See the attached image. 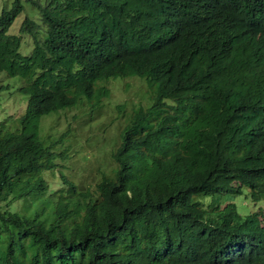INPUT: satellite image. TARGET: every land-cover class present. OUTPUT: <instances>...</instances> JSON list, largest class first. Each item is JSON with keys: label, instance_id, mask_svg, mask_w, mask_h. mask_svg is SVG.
Here are the masks:
<instances>
[{"label": "trees", "instance_id": "trees-1", "mask_svg": "<svg viewBox=\"0 0 264 264\" xmlns=\"http://www.w3.org/2000/svg\"><path fill=\"white\" fill-rule=\"evenodd\" d=\"M0 71L27 96L0 119V264H264V206L221 198L264 199V0H11ZM132 75L148 97L81 185L92 154L40 119Z\"/></svg>", "mask_w": 264, "mask_h": 264}, {"label": "rangeland", "instance_id": "rangeland-1", "mask_svg": "<svg viewBox=\"0 0 264 264\" xmlns=\"http://www.w3.org/2000/svg\"><path fill=\"white\" fill-rule=\"evenodd\" d=\"M10 2L11 0H0V8L4 4L9 6ZM24 3L25 10L30 12L28 3L25 1ZM31 11L29 13L31 15L36 12L33 9ZM24 12H21L17 17L18 20L16 19L15 27H18ZM12 26L9 31H11ZM31 47L32 43L29 47L21 46L20 51L27 54ZM138 77L141 78L138 75H132L116 77V79L106 81L103 87L107 88L108 95L102 96L98 94V89L101 82L106 79L97 80L94 84L95 92L90 100L80 94L74 105L52 111L41 117L39 124L40 133L45 136L52 135L51 132L58 135L66 128L71 127L72 132L75 130L73 136H76V143L87 150L88 154H92L93 160H90L89 164L88 161H82L76 155L69 161L71 168L67 172L73 176L72 178L80 181L81 185L83 181L85 183H93L96 177L99 176L96 171L98 167L96 166V159L99 160L97 158L99 157L103 162L106 154L116 146L117 134L122 125L124 113L132 108L131 105L133 103L143 101L148 97L149 92L146 90L144 81ZM19 82L20 77L18 75H8L5 71H0V84L5 85L0 93V119L11 111H16L11 114L16 116L23 108L27 96L19 95L20 93L17 90ZM108 99L114 102L110 103ZM10 109L11 111L9 112ZM73 114H77L74 115L76 120L73 119ZM196 196L202 197L201 194ZM221 198L225 202H234L237 210L243 215L258 209L260 206H264V199L253 201L249 197L246 186H243L241 193H224Z\"/></svg>", "mask_w": 264, "mask_h": 264}, {"label": "clouds", "instance_id": "clouds-1", "mask_svg": "<svg viewBox=\"0 0 264 264\" xmlns=\"http://www.w3.org/2000/svg\"><path fill=\"white\" fill-rule=\"evenodd\" d=\"M111 80V79H109ZM108 81V80H105V82ZM100 92H101V96L102 95H108V91H107V88L103 87V86H99V89H98Z\"/></svg>", "mask_w": 264, "mask_h": 264}]
</instances>
